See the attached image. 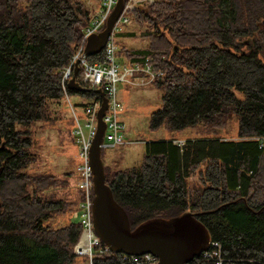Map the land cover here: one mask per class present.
<instances>
[{
	"label": "trees",
	"instance_id": "1",
	"mask_svg": "<svg viewBox=\"0 0 264 264\" xmlns=\"http://www.w3.org/2000/svg\"><path fill=\"white\" fill-rule=\"evenodd\" d=\"M145 7L128 12L149 45L126 46L122 40L137 32L123 27L120 62L148 60L165 72L154 81L163 101L151 113L152 130L191 129L199 136L183 145L176 137L147 142L141 165L112 175L105 167L106 181L132 228L190 211L225 259L264 264V0H155ZM93 17L81 0H0V264H75L78 258L81 198L66 192L73 173L26 169L36 161L30 125L49 120L64 98L63 69ZM103 59V50L88 57ZM68 92L100 97L97 89ZM232 115L237 134L223 136ZM54 216L67 223H44ZM122 256L98 252L93 264H119ZM203 260L191 264H211Z\"/></svg>",
	"mask_w": 264,
	"mask_h": 264
},
{
	"label": "built area",
	"instance_id": "2",
	"mask_svg": "<svg viewBox=\"0 0 264 264\" xmlns=\"http://www.w3.org/2000/svg\"><path fill=\"white\" fill-rule=\"evenodd\" d=\"M155 0H125L124 10L116 22L112 33L108 37L102 61L90 62L86 54L88 38L105 27L118 0H98L99 8L90 25L85 28L84 36L77 53L72 57L70 63L63 69L64 100L73 121V137L78 146L77 156L79 160L78 173L79 182L77 188L83 196L80 202L79 221L82 225L80 239L76 245L75 252L79 256L88 259L93 264L94 255L98 252L109 251V247H99L102 240L95 230L94 224V182L91 167V149L98 130V112L102 104L101 96L91 98L85 104H76L68 92V82L74 74L76 62L82 67L80 84L90 89H101L108 98V108L103 120L106 123V132L103 146L116 147L125 143L123 131L125 124L119 119V110L122 103L118 98V85L125 83L133 86H144L153 83L160 77L165 76L162 69H156L148 60L142 63L122 64L118 60L119 46L117 33L122 30V25L129 22L128 11L140 4H151ZM79 107L82 111H79ZM178 145H183L184 140H174ZM200 258L211 264H235L231 259H225L221 254V246L218 242L211 241L209 248L204 251ZM159 258L152 253L141 255L123 254L119 264H156Z\"/></svg>",
	"mask_w": 264,
	"mask_h": 264
},
{
	"label": "rangeland",
	"instance_id": "3",
	"mask_svg": "<svg viewBox=\"0 0 264 264\" xmlns=\"http://www.w3.org/2000/svg\"><path fill=\"white\" fill-rule=\"evenodd\" d=\"M81 1L90 6L95 17L97 14L96 9L99 6L98 0ZM127 16L130 21L129 24L124 26V30L137 32V37L122 40V42L128 47L146 48L149 41L141 36L143 28L140 29L131 13L128 12ZM261 27H264V23L261 24ZM71 96L76 104H85L89 101L87 97L80 94ZM118 98L122 103L119 110V119L125 124L123 131L125 143L116 147H102V159L109 175L118 170L141 165L146 153L147 142L169 140L173 137L178 138L176 140H187L199 136L196 130L192 131L191 129L177 133L168 130L166 127L157 130L150 128L151 113L158 109L163 101V89L155 83L144 86H127L125 83H119ZM63 103L64 99L61 100L60 104L53 106V112L49 120H38L30 125L34 140L32 153L35 154L36 161L32 167H28L26 170L29 172L51 173L60 177H63L67 172H72L70 185L67 187L66 192H68L71 199L78 198V194L82 199L83 194L77 188L80 178L78 173L80 160L77 156L78 146L73 137V126L69 124V109L66 102L64 104L67 109ZM79 111H82L80 107ZM237 131V117L232 115L221 134L233 137L237 134ZM80 202L77 218L80 216ZM44 223L57 228L64 226L67 223V218L54 216L45 219ZM75 264H89V261L84 256H78Z\"/></svg>",
	"mask_w": 264,
	"mask_h": 264
},
{
	"label": "water",
	"instance_id": "4",
	"mask_svg": "<svg viewBox=\"0 0 264 264\" xmlns=\"http://www.w3.org/2000/svg\"><path fill=\"white\" fill-rule=\"evenodd\" d=\"M124 6L125 0H118L105 28L88 38L85 50L88 56L103 50ZM78 70L79 63L76 62L68 87L76 91H87L89 89L77 80ZM97 91L101 95L102 104L98 112V130L91 149V167L95 194L94 224L98 236L114 253H152L159 257L156 264H191L209 248L212 240L208 228L190 211L173 218H151L132 228L128 213L115 199L106 181L102 159V144L107 128L103 117L108 108V98L103 90Z\"/></svg>",
	"mask_w": 264,
	"mask_h": 264
},
{
	"label": "crops",
	"instance_id": "5",
	"mask_svg": "<svg viewBox=\"0 0 264 264\" xmlns=\"http://www.w3.org/2000/svg\"><path fill=\"white\" fill-rule=\"evenodd\" d=\"M98 8V7H97ZM96 11H97V9H96ZM128 86V85H127Z\"/></svg>",
	"mask_w": 264,
	"mask_h": 264
},
{
	"label": "bare ground",
	"instance_id": "6",
	"mask_svg": "<svg viewBox=\"0 0 264 264\" xmlns=\"http://www.w3.org/2000/svg\"><path fill=\"white\" fill-rule=\"evenodd\" d=\"M157 256V255H156ZM158 257V256H157ZM159 258V257H158Z\"/></svg>",
	"mask_w": 264,
	"mask_h": 264
}]
</instances>
